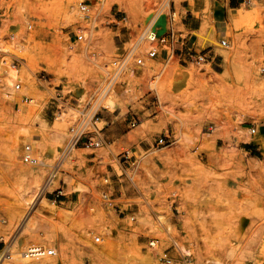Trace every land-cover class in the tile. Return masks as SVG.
I'll use <instances>...</instances> for the list:
<instances>
[{
  "label": "rangeland",
  "instance_id": "374dc122",
  "mask_svg": "<svg viewBox=\"0 0 264 264\" xmlns=\"http://www.w3.org/2000/svg\"><path fill=\"white\" fill-rule=\"evenodd\" d=\"M181 4L182 0H0V254L5 250L8 256L4 264H15L9 248L23 253L34 244L55 249L56 255L45 261L64 259L67 264L262 263L264 148L251 139L264 133V0L242 1L250 14L234 31L227 30L228 18L218 23L205 17L204 24L214 26L215 35L205 44L199 40L198 47H214L218 59L212 65H188L182 89L174 86L179 65L153 78L157 61L149 75L120 80L123 84L113 91L116 110L105 105L107 95L94 107L105 65L130 47L161 5L166 6L162 30L169 8L176 10L180 22L186 12ZM179 28L189 32L183 25ZM76 35L83 39L77 41ZM221 40L227 41L226 47L219 45ZM224 51L230 54L227 61ZM9 65L18 70L12 84ZM148 93L159 98V115L142 127L160 133L170 123L174 140L157 146V136L155 148L140 154H132L129 144L105 140L106 123L98 118L110 113L123 119ZM87 112L85 131L104 139L103 146L72 147L65 154ZM253 128L255 134L250 132ZM247 143L257 145L258 156L246 150ZM26 145H31L38 164L23 162ZM127 151L134 163L123 173L108 156ZM94 154L104 159L100 168L87 160ZM111 164L125 179H111ZM35 168L46 170L48 178L56 173L57 185L39 182L30 173ZM119 189L126 196L113 200ZM59 192L69 195L72 203H55ZM96 237L102 240L95 242Z\"/></svg>",
  "mask_w": 264,
  "mask_h": 264
},
{
  "label": "built area",
  "instance_id": "2783aa9c",
  "mask_svg": "<svg viewBox=\"0 0 264 264\" xmlns=\"http://www.w3.org/2000/svg\"><path fill=\"white\" fill-rule=\"evenodd\" d=\"M166 5V4H165ZM161 5L155 14L147 21L140 33L134 38L130 47L123 49L120 54L115 57L110 64L105 65L103 68V83L97 101L94 104L97 109L103 99L108 93L115 89L122 78L127 75L135 77L149 75L150 71H154L152 63L159 62L157 73L153 78L164 76L174 65H206L216 63L218 57L215 53L214 47L209 46L204 49H199L196 42L190 33H186L180 29L179 26L183 25V19L177 21L179 14L175 9L169 8L168 13L165 14L166 26L164 30L158 24V19L161 13H164L166 6ZM86 7L83 6L84 10ZM185 27V26H184ZM186 29V28H185ZM77 41L83 39V35H76ZM219 45L222 47L227 46L226 40H221ZM221 58V57H220ZM19 89L20 85H16ZM150 91H155L151 89ZM155 103L159 104L157 95L154 98ZM98 113L94 114L93 117ZM82 118L78 128L73 132L72 138L67 142L64 153L67 154L72 147H76L79 142L84 140L87 147L100 148L104 144V139L95 138L89 133H86L85 128L89 119V112L82 113ZM92 117V118H93ZM140 120L136 115H130L129 125L135 128L139 125ZM251 134L256 133V129H251ZM167 137H161L157 140V146L168 145ZM125 154L127 159L128 153ZM23 162L26 164H38L39 160L34 156L31 145L24 147ZM135 218L132 217V221ZM101 237H96L95 242H100ZM156 241H151L150 246H155ZM56 255L55 249L34 247L29 248L23 252V257L35 261H39L46 257H53Z\"/></svg>",
  "mask_w": 264,
  "mask_h": 264
},
{
  "label": "crops",
  "instance_id": "0c3cea01",
  "mask_svg": "<svg viewBox=\"0 0 264 264\" xmlns=\"http://www.w3.org/2000/svg\"><path fill=\"white\" fill-rule=\"evenodd\" d=\"M242 1L243 0H182L181 6L186 10L185 16L183 18V24L186 30L189 31L190 35L193 37V40L198 45L199 38L196 33L201 30L205 17L208 16L209 19L219 23L225 18H228V11L234 10L238 5H241ZM181 67L185 68L186 70L189 68L188 65H181ZM186 82L187 75L183 77L182 88L185 86ZM155 96L156 95L154 93H148V95L142 99L138 105H136L134 108H129L128 113H131L130 115H136L140 120L139 125L132 129H130V126L127 125V120L129 121L130 115H127L123 119H114L110 113H103L102 116L98 118V120L104 121L106 123L105 140H107L110 144L113 142H123L124 144H129L130 152L132 154L150 152L153 148H155L157 136H159V138L167 137L168 141L172 142L175 138V129L170 123L167 124V126L163 128L160 133H156L150 130L148 127H142L146 121L156 119V117L159 115L157 113L159 105H157L155 102H151L154 101ZM152 115H154L153 118H151ZM43 120L48 123L47 118H44ZM154 125H159V123L155 121ZM261 133L264 134L263 132ZM131 135L136 137L137 140L132 141L130 138ZM79 144H83V146H78ZM79 144L75 147L76 150H86L84 147V140L79 142ZM247 144L252 147V150L246 149L247 151L252 152L258 150L256 144ZM260 147L263 148L261 145ZM130 152L127 151V159H125L124 153H120L116 155V157L114 154H111L108 156V158L111 161L115 158L119 169L124 173L131 168V163H134L133 156L130 155ZM87 160L92 163L93 167L100 168L101 162L104 159L103 157L94 154L87 156ZM107 167V170H109L111 179H113V181L117 183L118 181L125 179L124 177L118 175L113 164L108 165ZM59 194L63 197L56 195L54 200L55 203L65 205L72 203V199L69 195L65 194L64 192H59ZM124 196H126L125 192H121V189H119L116 191V197L113 198V200L121 199Z\"/></svg>",
  "mask_w": 264,
  "mask_h": 264
},
{
  "label": "bare ground",
  "instance_id": "6f19581e",
  "mask_svg": "<svg viewBox=\"0 0 264 264\" xmlns=\"http://www.w3.org/2000/svg\"><path fill=\"white\" fill-rule=\"evenodd\" d=\"M103 2V1H102ZM165 13V12H164ZM162 14L159 16V19H158V24L160 26V23H162ZM250 13L247 12V10L244 8V5L242 4L240 8L238 9H235V10H231L230 11V14L228 15V19H229V23L227 25V30H233L234 27H236L241 21H243V19H245ZM234 31V30H233ZM197 36L199 37V40L202 44H205V41L207 40H213L214 38V35H215V27L212 26V25H206L203 23L202 25V28L201 30L196 33ZM236 35V33H235ZM235 38V37H234ZM224 59L225 61H227L229 59V52L227 51H224ZM7 64L6 61H4V64L5 65ZM7 69L9 71V78H8V81L9 83H13V80L17 77V73H18V70L12 66V65H9L7 66ZM177 72L179 74V76L177 77V79L175 80V88L176 89H181L182 88V80H183V77L186 75L185 72H188L186 71L185 68L179 66V68L177 69ZM262 73V72H261ZM114 89H112L109 94L107 95V97L105 98L106 102H105V105L108 107V108H111L112 110H114L116 108V99H115V94L116 92H113ZM113 92V93H112ZM91 111V110H90ZM252 141H255L257 143H259L263 148H264V134H262L261 132H259V134L255 137H253L251 139ZM61 159V158H60ZM59 159V160H60ZM263 164H264V159L263 160H260ZM63 162V161H62ZM60 164V163H59ZM61 165V164H60ZM56 166V165H55ZM59 167V165L57 166V168ZM252 169H256V165H251L250 166ZM54 171V170H53ZM51 171V172H53ZM56 171V170H55ZM31 175L33 177H35L36 179H38L39 182H47L49 183L50 186H52L53 188L57 185V180H58V177L55 174H52L51 178H48L47 176V171L42 169V168H35L33 169L32 171H30ZM59 174V173H58ZM60 175V174H59ZM59 184V182H58ZM48 185V184H46ZM52 189V188H51ZM53 202V201H52ZM26 222V221H25ZM11 246V245H10ZM41 245H30L28 247L29 248H34V247H40ZM19 247V246H18ZM9 248V247H8ZM7 248V249H8ZM20 250V249H19ZM18 249L17 250H13V247L9 248L7 251L9 253H12V257L14 256L15 257V260L13 261V263L15 264H29L30 262L34 261V262H37L38 264H67V261L66 260H61V261H45V259H41L39 261H35V260H28L27 258H24L23 257V253L21 251H19ZM5 250L2 251V253L0 254V264H4L6 259L8 260V256L5 257ZM261 251V250H259ZM260 253V252H259ZM8 254V253H7ZM6 254V255H7ZM13 257V258H14ZM10 258V257H9ZM262 263L259 262V264H264V249L262 250ZM36 263V264H37ZM125 264H135L134 262H132L131 260H127L125 262Z\"/></svg>",
  "mask_w": 264,
  "mask_h": 264
},
{
  "label": "trees",
  "instance_id": "16d2710c",
  "mask_svg": "<svg viewBox=\"0 0 264 264\" xmlns=\"http://www.w3.org/2000/svg\"><path fill=\"white\" fill-rule=\"evenodd\" d=\"M245 148H246L247 150H252V147H251L250 145H246ZM252 154H253L254 156H258V153H256V151H252Z\"/></svg>",
  "mask_w": 264,
  "mask_h": 264
}]
</instances>
